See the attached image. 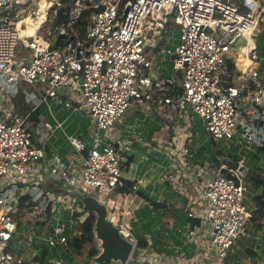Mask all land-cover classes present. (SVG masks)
Wrapping results in <instances>:
<instances>
[{"label":"built area","instance_id":"obj_1","mask_svg":"<svg viewBox=\"0 0 264 264\" xmlns=\"http://www.w3.org/2000/svg\"><path fill=\"white\" fill-rule=\"evenodd\" d=\"M60 11L63 20L56 25ZM170 21L178 31L171 65L178 74L153 80L145 72L152 64L145 49L161 38L162 30L167 35ZM29 26L32 31L27 33ZM259 34L264 35V0H0V264H75L65 261L58 247L67 250L69 244L72 249L89 212L76 196L54 198L44 192L40 173L44 170L50 178L104 202L124 186V166L109 131L132 100L142 104L154 87L160 92L158 104L167 131H179L180 170L187 165L186 142L192 138L188 125L182 126L177 118L187 110L202 119L213 141L232 140L238 130L244 143L262 146L263 124L258 123L264 114L258 107L264 102V84L257 80L258 72L244 68L240 60L242 56L249 64L260 61L253 39ZM235 41L245 44L236 48ZM230 65L235 82L223 80ZM24 85H42V102L63 96L65 108L88 116L90 144L69 139L81 156L80 168L57 157L41 162L30 114L19 115L11 102ZM244 92L251 110L241 109ZM229 158L218 155L211 166L199 168L206 175L194 198L198 209L187 211L189 218H198L206 227L203 248L217 264H223L253 216L242 182L246 169L238 162L229 164ZM25 196L45 210L50 204L51 215L59 203L72 219L68 225L52 226L46 235H27L26 246L12 249L11 243L25 231H19L21 224L14 219ZM118 228L132 244L126 264L141 260L145 252L132 229L122 224ZM39 250L45 253L38 255Z\"/></svg>","mask_w":264,"mask_h":264},{"label":"crops","instance_id":"obj_2","mask_svg":"<svg viewBox=\"0 0 264 264\" xmlns=\"http://www.w3.org/2000/svg\"><path fill=\"white\" fill-rule=\"evenodd\" d=\"M165 30L167 35H163L162 30L161 38L145 49L147 59L152 61L151 68L145 72L153 80L178 74L171 69L172 66L170 70L167 68L172 63L177 28L170 21ZM244 68L256 70L257 80L264 84V63L252 62ZM223 80L236 81L234 67ZM25 87L29 86L24 85L21 90ZM39 93L40 87H29L24 92V104L30 106L25 114L31 115L37 111L38 121L34 124L30 119V127L35 144L43 154L41 162L45 164L49 159L57 157L75 168H80L81 156L73 151L69 139L77 137L90 144V119L84 113L65 108L63 96L42 102ZM148 94L149 97L143 99L142 104L132 100L124 116L109 131V137L116 142L124 166V186L115 189L103 203L107 206L109 215L115 217L117 226L122 224L132 229L139 248L145 252L141 260L134 259L131 264H217L215 257L209 253L206 255L203 248L208 238L206 227L198 218H189L187 211L198 209L194 198L202 183L200 181L206 175L199 173V168L211 166L218 155L224 154L230 157L229 164L237 161L246 169L242 182L246 188V202L253 216L246 225L245 233L232 246L223 264H264V208H259L253 199L261 195L263 189L255 187L251 178L254 170L264 174V151L259 150L261 146L258 142L244 143L237 130L234 139L223 140L226 144L223 150L227 153L221 152L216 147L221 140L213 141L207 134L194 132L191 112L187 110L183 116L177 118L182 126L188 125L192 138L191 142H186L189 155L184 159L187 165L180 170L179 131H167L168 128L164 125L167 123L161 118L158 104L160 92L154 87ZM248 95L244 92L245 105L241 109H252L249 107ZM258 109L264 114V102ZM42 122H47V127ZM261 124L263 125L258 124L259 133L260 138L264 139V120ZM234 145L235 152L231 150ZM42 171L39 186L44 192L54 198L66 194L74 196L69 193L65 184L50 178L46 171ZM155 203L161 206L157 207ZM55 204L56 210L52 215L50 213V220L57 215L60 208L63 209L59 203ZM190 232L194 234L191 235ZM67 248L63 249L61 255L69 262L73 259L69 250L71 247ZM71 251H74L73 247Z\"/></svg>","mask_w":264,"mask_h":264},{"label":"rangeland","instance_id":"obj_3","mask_svg":"<svg viewBox=\"0 0 264 264\" xmlns=\"http://www.w3.org/2000/svg\"><path fill=\"white\" fill-rule=\"evenodd\" d=\"M33 8L37 9L38 11H41L39 7L34 6ZM173 28H171L172 30ZM178 33V31H177ZM254 42L257 46V54H258V59L261 61V63H264V35L263 34H259V35H254L253 36ZM177 41V40H176ZM17 52H19V49H17ZM172 63L170 62L168 64V69L170 70ZM260 67H258L259 69ZM38 87H40V89L42 90V85H37ZM22 87L17 91V96L14 97L12 99V103L15 106V110L19 115H24L25 113V106H24V92L25 90H28L29 87H25L23 90H21ZM27 109H30L29 105L27 106ZM24 108V109H23ZM190 115L192 116L191 119V123H192V129H194V132H196L197 134L202 133V134H207L204 131V124L203 121L200 117L198 116H193L191 113ZM263 123L262 121H259L258 124ZM31 124V121L30 123ZM42 124H47V122H42ZM46 126V125H45ZM47 127V126H46ZM199 132V133H198ZM198 138V137H197ZM201 141V140H200ZM199 141V142H200ZM198 142V143H199ZM202 142H200L201 144ZM226 144L224 143L223 140L219 141L217 144V148H220V150L225 149ZM233 152H235L236 147L234 145L233 149H231ZM260 151H264V144L260 147L259 149ZM227 153V151L225 152ZM264 155L262 154V157ZM63 184V183H62ZM64 185V184H63ZM40 202H42V199H40ZM16 215L14 216V219L21 224V229H19V231L21 230H25L24 232H22V234L20 236H17L16 240H14L11 243V248L15 249L16 247H20L23 248L24 246H26V238L27 235H33V233L36 232V234L40 235V234H44L46 235L48 229H50L52 226H55L59 223H64L66 225L70 224V221L72 219L71 216V212L70 211H63V209H59V211L56 213L57 215H55L54 218L51 219V215L48 216V218L46 219V212L44 207H32V208H28L27 206V201H23V205L20 206V209L17 211V213H15ZM79 229V228H78ZM32 246V245H31ZM68 247L70 248L71 246L68 244ZM35 248V246L33 247ZM91 248H96L98 250V241L95 240V238H93V240L89 243H85L83 245V247L81 248L80 251H78V253H75L76 250H74L73 252L70 250V254H72V259L74 261V263L76 264H88L90 261H87L88 258V253L89 250ZM47 252L51 253L53 250L49 247H46ZM63 248L62 246L58 247V252L60 254H63ZM30 253V251H29ZM37 252L32 253V255L36 254ZM45 252H43L42 250H39L38 255H42Z\"/></svg>","mask_w":264,"mask_h":264},{"label":"water","instance_id":"obj_4","mask_svg":"<svg viewBox=\"0 0 264 264\" xmlns=\"http://www.w3.org/2000/svg\"><path fill=\"white\" fill-rule=\"evenodd\" d=\"M126 12V11H125ZM124 12V13H125ZM121 19V17L119 18ZM64 36L60 35V38ZM72 37L68 39L71 40ZM65 42V43H68ZM245 44V41L234 42V46L239 48ZM56 44H53L49 49H54ZM77 58L79 48L76 49ZM69 193L76 196L80 201L83 209L94 215L93 238L98 241V253L90 258V264H126L132 254V244L120 233L118 226L115 223V217L110 216L107 206L101 202L95 195L82 193L79 189H73L65 185Z\"/></svg>","mask_w":264,"mask_h":264},{"label":"trees","instance_id":"obj_5","mask_svg":"<svg viewBox=\"0 0 264 264\" xmlns=\"http://www.w3.org/2000/svg\"><path fill=\"white\" fill-rule=\"evenodd\" d=\"M87 14H88V12H85V16ZM62 20H63V15H62V11H60L59 15L57 17V20L55 21V24L56 25L60 24ZM83 24L86 25V20L83 22ZM83 31H84V29H82L80 32L81 37L83 36ZM229 68L231 69L232 66L230 65ZM24 106H25L24 108H25V113H26L27 110H29V109H27L28 108L27 105L24 104ZM36 115H37V111L31 113V115H30V119H32L34 124L36 123V121H38V120H36ZM236 163H237V161L233 162L232 165L235 166ZM251 178H252V181L254 182L255 187H262V189H263V193L261 195H257L253 198L255 203L258 205V207L263 209L264 208V201H261V200H262V198H264V174H262L259 171L254 170L252 172ZM25 200L27 201L28 208H32V207H36V206L38 207V201H31L30 198H28L26 196L22 197L20 199V206L23 205V201H25ZM155 206L160 207L161 205L155 203ZM45 212H46V219H47L51 213L50 204L46 207ZM94 219H95L94 215L92 213H88L87 218L80 225V227L78 229V234L74 237L73 242H72V247L74 250H76L75 253H78V251L81 250V248L83 247V245L85 243H89L93 240L92 229H93ZM97 253H98V250L96 248H91L89 250V253H88V258L89 259L92 258ZM43 259H44V256H43V258H41L39 260H41V262H43L44 261ZM89 259H87V261ZM72 262H74V261L72 260Z\"/></svg>","mask_w":264,"mask_h":264},{"label":"bare ground","instance_id":"obj_6","mask_svg":"<svg viewBox=\"0 0 264 264\" xmlns=\"http://www.w3.org/2000/svg\"><path fill=\"white\" fill-rule=\"evenodd\" d=\"M41 4L43 5L44 3L43 2H41ZM32 31V28L29 26L28 28H27V33H30ZM243 54H245V52H243ZM240 60L242 61V63H243V65L244 66H246L247 65V63H248V61H247V58H245V57H240ZM124 116V115H123ZM117 124V123H116ZM225 155V154H224ZM235 164V163H234ZM237 164V163H236ZM71 260V259H70ZM72 262V261H71Z\"/></svg>","mask_w":264,"mask_h":264}]
</instances>
